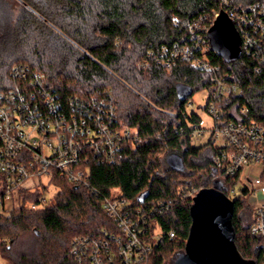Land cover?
I'll list each match as a JSON object with an SVG mask.
<instances>
[{
	"label": "trees",
	"instance_id": "obj_1",
	"mask_svg": "<svg viewBox=\"0 0 264 264\" xmlns=\"http://www.w3.org/2000/svg\"><path fill=\"white\" fill-rule=\"evenodd\" d=\"M229 1L247 6L264 0ZM213 9L222 11L223 0H0V90L17 81L15 65H28L44 74L45 84L63 102L83 101L90 112H97L101 101L113 105L118 122L137 138L126 141L114 161H91L89 186L54 174L60 189L50 202L0 214V253L7 264H78L69 253L72 240L114 227L102 201L115 196L146 208L164 202L153 213L164 237L147 264H175L192 224L191 191L217 181L228 195V178L216 174L210 141L193 144L189 122H198L200 115L186 111L196 90L211 91L212 72L190 58L170 67L157 58L193 41L190 25L204 16L210 26L212 17L206 15ZM211 56L240 85L232 103L247 105L246 117L263 122L264 70L255 71L241 53L232 60ZM177 83L191 86L186 100L178 97ZM171 152L182 155L184 170L167 164ZM45 189L20 195L26 203L38 200ZM233 202L236 246L243 257L263 264L264 237L250 231L253 209L243 195Z\"/></svg>",
	"mask_w": 264,
	"mask_h": 264
},
{
	"label": "built area",
	"instance_id": "obj_2",
	"mask_svg": "<svg viewBox=\"0 0 264 264\" xmlns=\"http://www.w3.org/2000/svg\"><path fill=\"white\" fill-rule=\"evenodd\" d=\"M223 7L240 34V53L261 72L264 1L237 6L223 0ZM219 13L213 9L206 17H212L213 24ZM204 20L200 16L190 25L193 41L176 45L157 62L170 67L177 59L190 58L194 66L212 72V89L204 108L213 122L204 127L201 116L198 122H189L191 137L209 136L208 142L215 147L212 163L216 174L228 178L227 196L247 199L253 209L250 231L264 237V121L246 117L247 105L236 107L232 103L240 85L213 61L211 55L217 52L208 35L212 24ZM12 75L17 80L13 87L0 90V214L9 215L22 204L37 209L50 202L48 185L53 183L54 174L76 186H89L91 161L112 162L126 141L137 139L130 127L118 122L116 108L108 102H99V110L90 112L83 101L70 98L63 102L59 93L45 84L44 74L28 65H15ZM192 106L190 101L187 114L194 110ZM44 187L38 200L24 203L21 191ZM198 191H191V195ZM161 205L164 202L158 201L146 208L120 196L103 199L102 209L114 227L76 236L69 250L71 257L78 264H147L153 248L164 237L153 218Z\"/></svg>",
	"mask_w": 264,
	"mask_h": 264
},
{
	"label": "water",
	"instance_id": "obj_3",
	"mask_svg": "<svg viewBox=\"0 0 264 264\" xmlns=\"http://www.w3.org/2000/svg\"><path fill=\"white\" fill-rule=\"evenodd\" d=\"M208 35L212 49L225 60L240 55V34L225 11H220L215 18ZM176 92L180 99L186 100L192 94V88L177 83ZM166 162L175 170L185 169L179 153H169ZM233 206V200L221 190L219 182L216 181L212 187L201 188L193 198L192 224L185 251L178 256L175 264H258L243 257L236 246Z\"/></svg>",
	"mask_w": 264,
	"mask_h": 264
},
{
	"label": "rangeland",
	"instance_id": "obj_4",
	"mask_svg": "<svg viewBox=\"0 0 264 264\" xmlns=\"http://www.w3.org/2000/svg\"><path fill=\"white\" fill-rule=\"evenodd\" d=\"M12 2H13V6H14V3L16 5L15 1H11V3ZM208 92L209 91L207 90V88H200V89L196 90L191 96V101H193L192 107L196 111V113H198L201 116L202 125L204 127H210L212 125V122H213L211 116L209 115V113L204 108ZM262 99L264 100V97ZM208 140H209V136L206 134L205 136L194 139L193 144L194 145H202V144L207 143ZM48 189H49V193H47V196L53 197L59 191L60 188L53 181V183L51 182L48 185ZM0 264H7L6 259H4L2 257L1 253H0Z\"/></svg>",
	"mask_w": 264,
	"mask_h": 264
}]
</instances>
